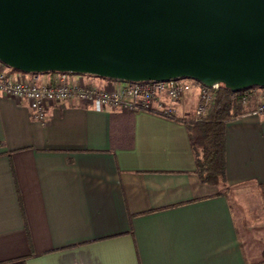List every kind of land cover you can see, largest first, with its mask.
I'll list each match as a JSON object with an SVG mask.
<instances>
[{
  "label": "crops",
  "instance_id": "crops-1",
  "mask_svg": "<svg viewBox=\"0 0 264 264\" xmlns=\"http://www.w3.org/2000/svg\"><path fill=\"white\" fill-rule=\"evenodd\" d=\"M189 85L177 119L73 100L53 106L45 126L0 95V264H264V218L248 235L230 195L252 189L264 207L257 102L227 122L226 185H210L187 124L201 85Z\"/></svg>",
  "mask_w": 264,
  "mask_h": 264
},
{
  "label": "water",
  "instance_id": "water-1",
  "mask_svg": "<svg viewBox=\"0 0 264 264\" xmlns=\"http://www.w3.org/2000/svg\"><path fill=\"white\" fill-rule=\"evenodd\" d=\"M0 62L26 74L264 88V0H0Z\"/></svg>",
  "mask_w": 264,
  "mask_h": 264
},
{
  "label": "built area",
  "instance_id": "built-area-1",
  "mask_svg": "<svg viewBox=\"0 0 264 264\" xmlns=\"http://www.w3.org/2000/svg\"><path fill=\"white\" fill-rule=\"evenodd\" d=\"M40 76L41 74L15 72L0 62V95L27 104L32 118L43 126L48 123L49 111L53 106L73 100L88 108L121 109L129 113L148 111L177 119L174 105L182 101L190 89L186 79L164 82H121L105 79L106 86L97 87L73 79L75 76L87 75L57 73L56 80L49 84L41 83ZM220 87L221 85L211 88L200 86L199 102L190 120L195 123L205 121ZM251 98L257 102L254 113L264 119V88H254L233 95L234 102L242 105H247Z\"/></svg>",
  "mask_w": 264,
  "mask_h": 264
},
{
  "label": "trees",
  "instance_id": "trees-1",
  "mask_svg": "<svg viewBox=\"0 0 264 264\" xmlns=\"http://www.w3.org/2000/svg\"><path fill=\"white\" fill-rule=\"evenodd\" d=\"M251 89L254 88L241 92ZM233 95V92L221 85L205 121L195 123L190 120L187 123L192 134L191 141L196 156L197 174L203 183L226 185L225 126L227 122L240 117L244 107L241 103L234 102Z\"/></svg>",
  "mask_w": 264,
  "mask_h": 264
},
{
  "label": "rangeland",
  "instance_id": "rangeland-1",
  "mask_svg": "<svg viewBox=\"0 0 264 264\" xmlns=\"http://www.w3.org/2000/svg\"><path fill=\"white\" fill-rule=\"evenodd\" d=\"M187 80L191 83L199 84L194 80ZM228 192L230 191L228 190ZM230 195L239 217L244 220V227H248V224L251 225L248 235L252 237L254 234H261V223L262 219L264 218V207L258 194L252 189H238L231 191Z\"/></svg>",
  "mask_w": 264,
  "mask_h": 264
}]
</instances>
